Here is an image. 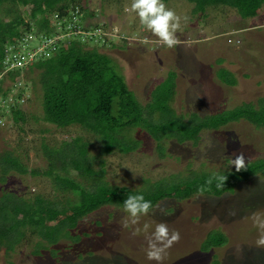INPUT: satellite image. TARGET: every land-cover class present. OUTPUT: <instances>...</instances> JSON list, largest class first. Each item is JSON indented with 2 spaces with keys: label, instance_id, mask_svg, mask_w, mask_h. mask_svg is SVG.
<instances>
[{
  "label": "rangeland",
  "instance_id": "rangeland-1",
  "mask_svg": "<svg viewBox=\"0 0 264 264\" xmlns=\"http://www.w3.org/2000/svg\"><path fill=\"white\" fill-rule=\"evenodd\" d=\"M163 2L181 17V30L176 35L182 43L171 49L159 43L140 24L135 13L126 11V8L130 9L131 0L85 2L90 11L98 13L88 17L86 22L101 27L96 30L98 37L102 36L98 41L100 51L108 53L119 63L128 86L140 102L144 105L149 101L169 104L171 99L159 96L166 88L173 87L170 72L176 71L172 105L185 120L200 117L206 122V117L210 116L217 121L216 117L229 112L226 110L244 108L247 102L258 107L259 99L264 98V5L257 16L248 19L240 18L230 8L209 9L207 16L200 19L192 13V3L187 0ZM185 16L187 21L183 19ZM21 40L16 47L8 48L7 55H22L23 61L19 64L24 63L23 66L27 67L48 43L34 33L24 35ZM92 46L93 43L88 45L89 48ZM220 68L233 75L221 73ZM38 74L39 70L32 68L25 80L14 83L15 95L18 89L27 87L26 95L30 99L23 101L22 106L30 119L24 125L26 132L10 118L2 119L0 154L19 144L17 154L20 161L29 169L43 170L48 164L42 153L44 141L58 145L63 140L71 142L82 133L92 140L91 154L99 156L101 144L94 135H86L78 126L59 129L43 120ZM229 76L236 78V85L224 81ZM33 81L36 82L34 91L30 87ZM11 84L7 80L4 85ZM157 85L159 94L154 95ZM245 108L251 110L252 106ZM33 114L39 119H34ZM259 114L264 118L262 112L255 116L259 117ZM154 119L157 121L155 116ZM257 124L264 125V122ZM134 126L124 127L119 135L125 140L131 139L130 143L137 146L135 150L103 156L106 168L103 180L111 186H127L143 192L158 189L157 182L163 178L168 185L180 182L195 171L204 172L209 177L226 175L228 179L235 173H259H253L249 178L237 175L243 180H239L233 189L235 192L229 190L223 196L195 193L185 199L164 198L148 215L141 216L136 225L131 224L123 206L105 204L85 215L68 236L64 232L65 237L55 244L26 229V236L13 250L8 251L6 246L1 248L0 264H156L147 259L146 250L148 237L158 223L167 224L170 231H179L181 236L180 241L167 250L162 264H264V248L256 247L260 233L252 218L254 214L264 218V169H261L264 166V126L257 127L244 117L214 130L205 124L206 129L200 132L197 145L192 140L181 144L170 138L158 144L146 127ZM44 129L48 130L43 132ZM240 152L245 155L247 169L237 172L230 165V159H235L234 154ZM99 159H102L101 155ZM76 178L84 185H90L88 179ZM4 187L27 198L47 195L65 205L69 199H75L71 191L64 195L56 193L50 178L31 172L12 170L4 182L0 170V196ZM145 224L149 226L147 231L144 230ZM136 228L140 233L134 236L132 233ZM210 231L225 234L228 241L205 252L201 247Z\"/></svg>",
  "mask_w": 264,
  "mask_h": 264
},
{
  "label": "trees",
  "instance_id": "trees-1",
  "mask_svg": "<svg viewBox=\"0 0 264 264\" xmlns=\"http://www.w3.org/2000/svg\"><path fill=\"white\" fill-rule=\"evenodd\" d=\"M86 1L0 0V123L4 117H8L26 132L24 125L29 122L30 117L22 102L30 97L26 95L27 87L18 89L16 95L13 87L14 83L25 80L28 70L37 68L38 81L42 88L43 120L59 129L78 126L86 135H94L101 144L98 155L102 157L99 159V156L91 154L92 140L82 133L71 142L63 140L58 145H50L44 141L42 153L48 164L43 170L29 169L20 161L17 154L19 144L13 149L4 150L0 154V170L4 182L12 170H18L20 173L31 172L33 175L41 174L52 180L56 193L61 192L64 195L71 191L75 199H69L65 205L63 202L61 204L51 200L47 195L37 194L34 198H27L4 187L0 196V250L3 246H6L8 251L13 250L26 236V229L37 233L48 243L55 244L65 237L64 232H67L68 236L69 231L76 227L85 215L105 204L123 206L129 195L142 194L154 207L164 198L185 199L199 193L198 188L205 184L208 179L206 177L209 176L196 171L183 177L180 182L175 181L168 185L163 178L157 182L160 186L158 189L143 192L127 186L107 184L103 180L106 174L103 156L116 151L129 153L137 148L130 143L131 139L125 140L119 135L124 127H146V131H149L158 144L159 141L170 138L181 144L192 140L193 144L197 145L200 132L206 129L205 124L209 125L208 129L214 130L231 120L244 117L252 120L257 127L264 126L257 124L264 122L261 120L264 119L261 114L259 117L255 116L257 112L264 113V98L259 99L258 107L253 102L245 103L246 106H252L251 110L246 109V106L226 110L229 112L216 117L217 121L210 116L206 117V122L200 120V117L198 120H185L184 115L178 114L172 105L177 77L174 71L170 72L173 76V87H165L164 94L159 96H167L171 99L170 103L165 105L149 101L144 105L128 86L119 63L108 53L100 51L98 41L102 36L98 37L96 30L101 27L86 22L88 17L98 13L90 11L85 5ZM187 1L192 3V13L200 19L207 16L209 9L217 8H230L240 18L248 19L257 16L264 5V0ZM32 33L48 44L38 51L39 54L36 53L31 62L34 63L33 67L30 66L31 63L24 67V63L19 64L23 61L22 55L10 57L7 51L11 46L16 47L24 35ZM90 43L94 45L92 48L88 47ZM220 70L221 73L233 75L231 71L223 68ZM7 80L12 84L5 87ZM224 81L231 86L237 84L234 76H229ZM159 85L154 87V95L156 92L159 94ZM35 86L36 82L33 81L30 84L33 91ZM32 116L36 120L39 119L35 114ZM47 130L44 129L43 132ZM197 135L199 137L195 139ZM98 159L99 168L96 167ZM261 169H264V166H261ZM253 173L259 172L235 173V176L227 178L221 189L215 187L214 181L211 190L203 194L214 193L223 196L229 190L235 192L233 189L241 179L237 175L249 178ZM74 174L76 177L88 179L90 185H84ZM212 232L208 233L205 244L201 247L202 251L207 252L214 246L221 247L227 243L225 234Z\"/></svg>",
  "mask_w": 264,
  "mask_h": 264
},
{
  "label": "clouds",
  "instance_id": "clouds-1",
  "mask_svg": "<svg viewBox=\"0 0 264 264\" xmlns=\"http://www.w3.org/2000/svg\"><path fill=\"white\" fill-rule=\"evenodd\" d=\"M126 11L135 13L140 24L155 36L159 43L167 48H174L182 43L176 33L181 30V17L177 13L168 8L163 0H131L130 9ZM187 21V17L183 18ZM147 43L148 41H144ZM235 159H230V165L235 167L237 172L246 170V158L243 152L234 154ZM227 180L226 175H217L209 177L204 185L198 188V192L203 194L205 191H210L213 182L215 187L221 189ZM124 211L131 218V224H138L141 216H146L152 210L153 205L150 200H146L142 194L129 195L123 203ZM234 214V213H233ZM253 221L259 229V236L256 240V247L264 248V218L259 214L253 215ZM127 226V225H125ZM148 225H144V230L147 231ZM140 233V229L136 228L132 233L134 236ZM181 239L179 231L169 230L165 223H158L151 236L148 237L146 256L149 261H155L156 264H162L167 250Z\"/></svg>",
  "mask_w": 264,
  "mask_h": 264
},
{
  "label": "crops",
  "instance_id": "crops-1",
  "mask_svg": "<svg viewBox=\"0 0 264 264\" xmlns=\"http://www.w3.org/2000/svg\"><path fill=\"white\" fill-rule=\"evenodd\" d=\"M224 68V67H223ZM227 69V68H226ZM176 72V71H175ZM176 75H177V73H176Z\"/></svg>",
  "mask_w": 264,
  "mask_h": 264
}]
</instances>
